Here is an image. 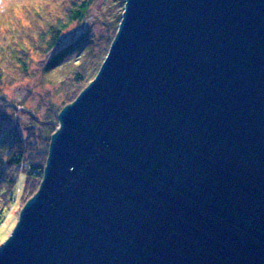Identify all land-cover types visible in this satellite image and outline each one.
<instances>
[{
  "label": "water",
  "instance_id": "water-1",
  "mask_svg": "<svg viewBox=\"0 0 264 264\" xmlns=\"http://www.w3.org/2000/svg\"><path fill=\"white\" fill-rule=\"evenodd\" d=\"M57 120L0 264H264V0H125Z\"/></svg>",
  "mask_w": 264,
  "mask_h": 264
},
{
  "label": "trees",
  "instance_id": "trees-1",
  "mask_svg": "<svg viewBox=\"0 0 264 264\" xmlns=\"http://www.w3.org/2000/svg\"><path fill=\"white\" fill-rule=\"evenodd\" d=\"M94 1L25 0L21 5L23 11L21 18L17 21L8 18L5 28L0 30V108L15 109V106L8 104L1 90L5 86L30 79L29 68L33 57H48L58 49L65 32L72 25L81 23L86 18ZM124 4L125 0H120L118 5L120 10L113 15L111 21L105 23L106 27L110 25L112 29L110 41L117 31ZM3 16L4 11L1 15L2 19ZM80 42L82 39L58 52L47 69H53L60 64L69 51ZM100 66L97 65L93 74L86 72L80 64L66 73L59 81L58 93L62 96L61 102L58 104L53 100L49 101L48 107L41 116L24 110L23 112L30 118L23 126L25 135L14 136L10 141L6 140V143L2 141L6 145V159L0 160V220L4 219L16 198V183L20 174L24 176V181L19 197L28 201L38 190L50 138L58 127V113L92 81Z\"/></svg>",
  "mask_w": 264,
  "mask_h": 264
},
{
  "label": "rangeland",
  "instance_id": "rangeland-1",
  "mask_svg": "<svg viewBox=\"0 0 264 264\" xmlns=\"http://www.w3.org/2000/svg\"><path fill=\"white\" fill-rule=\"evenodd\" d=\"M24 1L0 0V30L5 28L8 18H14L16 21L21 18L20 15L23 13L21 5ZM119 3L120 0H95L86 18L81 23L72 25L65 32L58 49L48 57H33L29 68L30 79L5 86L1 90L8 104L15 106V109L0 108V148H2L0 160L6 159V145L2 141L6 143V140L10 141L14 136L25 135L23 126L30 118L23 112L24 110L41 116L48 107L49 101L53 100L58 104L61 102L62 96L58 93L59 81L66 73L80 64L86 72L93 74L97 65L100 66L112 42L110 41L112 29L110 25L106 27L105 23L111 21L113 15L120 10ZM3 11L5 19L1 18ZM78 39H82V42L70 50L60 64L48 70L47 67L55 55L72 46ZM23 181L24 176L20 174L16 183V198L4 219L0 220V245L10 236L20 211L27 202L26 198L19 197Z\"/></svg>",
  "mask_w": 264,
  "mask_h": 264
}]
</instances>
